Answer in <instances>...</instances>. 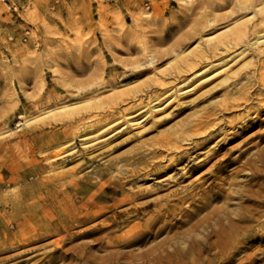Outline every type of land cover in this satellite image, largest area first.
Masks as SVG:
<instances>
[{"label":"rangeland","instance_id":"1","mask_svg":"<svg viewBox=\"0 0 264 264\" xmlns=\"http://www.w3.org/2000/svg\"><path fill=\"white\" fill-rule=\"evenodd\" d=\"M10 1L18 5L16 10L0 0V264L82 263L72 246L90 236L63 240L67 231L54 233V227L32 237L21 231L35 217L22 219L35 206L36 194L63 187L62 181L82 177L67 191L71 201L84 197L82 203L100 194L89 208H106L100 220L133 204L119 203L126 193L113 189L120 185L126 192L146 194L135 202L165 201L173 190L207 187L218 164L223 165L217 171L220 185L249 177V169L237 165L264 148V109L257 108L264 107V37L254 43L264 35V0ZM239 28L246 31L242 40L223 42ZM75 109L81 111V120L68 123L67 112ZM208 116V126L219 132L191 158L178 160L179 149H165L156 157L149 153L158 140L177 136L182 126ZM189 140H182L181 149L190 146ZM142 152L145 158L127 160ZM146 161L156 162V167L128 183L127 177H117ZM103 170L106 174L98 176ZM65 173L70 177L52 184L43 181ZM259 187L254 184L251 190ZM107 195L113 196L104 199ZM229 202L231 210L241 203L252 205L239 198ZM151 208L130 218L124 228L144 223L154 213ZM206 211L182 226L178 222L169 233L174 215L164 216L146 245L181 234ZM63 220L70 232L77 229L72 220ZM248 244L255 248L233 253L228 264L255 251L251 264H264L259 258L264 240ZM98 246L90 249L99 254ZM210 255L205 250L200 256Z\"/></svg>","mask_w":264,"mask_h":264},{"label":"bare ground","instance_id":"2","mask_svg":"<svg viewBox=\"0 0 264 264\" xmlns=\"http://www.w3.org/2000/svg\"><path fill=\"white\" fill-rule=\"evenodd\" d=\"M236 32V36L231 35V37L225 38L223 42L229 44L233 41L242 40L246 34V31L240 28ZM263 37L264 35L259 36L254 43ZM261 77L264 83V77ZM234 104L235 102L231 103L232 106ZM91 108L92 106L86 107V110ZM257 108L259 111L264 109V107L260 108L259 106ZM80 113L81 111L78 109L68 111V123L73 124L80 121ZM81 118H84V115ZM209 121L210 118L208 116L203 119L199 118L193 126H182L179 128L177 136H165L158 140L156 142L158 146L151 147L149 153H152V157H156L158 152L165 149H176L177 151L179 149V152L182 154L179 155L178 160L187 157L191 158L194 150L200 148L207 139L216 135V132H219V130L217 131V127L208 126ZM184 139H187V141L191 139V141L189 140L190 146L181 149L182 140ZM261 140H264V135ZM145 157V154L142 152L138 154V157H134L133 160L131 159L133 157H129L127 160L134 162L135 159ZM239 161L240 159L235 162L238 163ZM146 162L149 163L133 167L125 172L121 171L117 177H127L125 182L128 183L156 167V162ZM237 166L239 170L249 169V177L247 176L246 180L231 179L230 181L226 180L223 182H228V186L220 185L217 182V178L219 177L217 171L222 170L223 165L218 164L216 166L217 171L213 170L210 172L208 178L212 177V180L207 187L202 188V185L196 184L184 190L176 189L171 193L173 197H166L165 201L144 200L139 202V200L135 202L137 199L145 197L146 194L131 190L126 192V187L120 185V187L113 189L114 193H118L119 191L126 193L119 200V203L132 202L133 204L124 207L111 216L102 217L100 220L97 219L105 214V207L92 211L89 210V208L94 207L97 200L101 199L100 194H92L82 203L79 202L84 197L79 198L76 196L71 201L67 191L78 186L82 181V177L74 178V181L69 182H65V180L62 181L63 187L55 188L54 191L45 189L47 190L45 193L38 190L35 206L29 207V213L23 215L22 219L24 222L28 221L32 215H35V217L33 221L31 220L30 222L29 220L30 224L28 226L23 225L21 231L23 236L32 237L34 234H48L50 233V228L54 227V233L67 231V234L60 237L63 240L67 236H70V238L90 236V239L79 242L78 245L73 244L72 246L73 256L80 263L82 262L81 264H88L90 262L102 264H228L233 261V253L242 250V248H255L252 244L249 245V242L257 239L264 240V148L258 149L254 154L252 153V156ZM71 173L55 174L42 178L44 182L52 184L54 180L61 181L64 178L70 177ZM105 174V170L98 172V176L100 177H103ZM254 184H259L260 187L257 190H251V186ZM111 196L107 195L104 199ZM232 198H239L243 202L251 201L252 205L245 206L241 203L239 207L231 210L228 205ZM185 201H189L191 205H194L193 208H189L190 206L188 208L178 206V203H182L181 205H183ZM214 201L216 203L217 201H221V204L216 205L213 203ZM39 202L41 204L37 206ZM148 207H152L151 210L154 213L145 219L144 223L141 222L131 225L126 229L124 228L126 226L125 223L129 222L130 218L139 217L141 213H144L143 209H147ZM51 208H54V210ZM80 208H85L87 211L81 212ZM203 210H207L206 213L191 223L186 231L181 234H167V236L161 238L156 243L146 245L154 233L155 225L164 216L174 215V222L169 224V233L178 222H180L181 226L189 223ZM178 213H181L179 217H177ZM119 215L127 216L119 220L117 219ZM184 215L188 216V218L183 219ZM62 216L63 218H61ZM64 218H67L68 221L72 220L71 226L77 227V229L74 228L75 230L70 232L66 220H63ZM110 218H112L110 222L104 223L105 220ZM46 221L49 224L41 226ZM123 228L125 230L120 233L119 231L123 230ZM104 229H108L105 234L93 236ZM196 230L202 231L203 234L195 233L194 231ZM212 237H215V239L211 240ZM183 241L185 242L184 245L181 243ZM96 244L99 245L97 248L100 252L99 254L92 252L90 249ZM139 247L141 249L137 250ZM214 248L216 249L215 251H213ZM205 250L209 251L211 255L207 258H201L200 255ZM261 252H264V250ZM256 256V251L249 253L237 264H251L256 260ZM259 258L264 260V254ZM48 263L49 261H46L44 264Z\"/></svg>","mask_w":264,"mask_h":264},{"label":"built area","instance_id":"3","mask_svg":"<svg viewBox=\"0 0 264 264\" xmlns=\"http://www.w3.org/2000/svg\"><path fill=\"white\" fill-rule=\"evenodd\" d=\"M2 1H5V2L8 4L9 8H14V10H16V9L18 8V5L15 4V3H13V2L10 1V0H2ZM29 32H30L29 30L26 31V35L29 34ZM25 39H26V38H25Z\"/></svg>","mask_w":264,"mask_h":264}]
</instances>
